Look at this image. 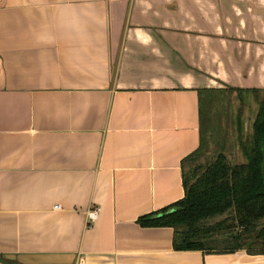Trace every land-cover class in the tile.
Here are the masks:
<instances>
[{
	"label": "crops",
	"instance_id": "0c3cea01",
	"mask_svg": "<svg viewBox=\"0 0 264 264\" xmlns=\"http://www.w3.org/2000/svg\"><path fill=\"white\" fill-rule=\"evenodd\" d=\"M237 88H264V0H0V264H264L139 222Z\"/></svg>",
	"mask_w": 264,
	"mask_h": 264
},
{
	"label": "trees",
	"instance_id": "16d2710c",
	"mask_svg": "<svg viewBox=\"0 0 264 264\" xmlns=\"http://www.w3.org/2000/svg\"><path fill=\"white\" fill-rule=\"evenodd\" d=\"M239 146L243 158L233 160L225 151L203 156L201 146L183 160L185 195L171 204L139 217L146 226H172L175 249L204 252L264 253V88H237ZM257 104L252 130L243 132L249 99ZM224 91L207 92V102L223 101ZM188 161L191 167L186 170Z\"/></svg>",
	"mask_w": 264,
	"mask_h": 264
},
{
	"label": "rangeland",
	"instance_id": "374dc122",
	"mask_svg": "<svg viewBox=\"0 0 264 264\" xmlns=\"http://www.w3.org/2000/svg\"><path fill=\"white\" fill-rule=\"evenodd\" d=\"M237 91L228 90L221 101L209 103L206 101L203 108V156L201 158L216 155L219 151H225L231 159L243 158L239 146L238 113L240 99ZM243 115V132L246 135L252 130V122L256 115L257 104L252 98L249 99ZM191 167L186 161L185 168Z\"/></svg>",
	"mask_w": 264,
	"mask_h": 264
},
{
	"label": "built area",
	"instance_id": "2783aa9c",
	"mask_svg": "<svg viewBox=\"0 0 264 264\" xmlns=\"http://www.w3.org/2000/svg\"><path fill=\"white\" fill-rule=\"evenodd\" d=\"M99 213H100V207L99 206H94L93 208L87 210L88 221L90 223L94 222L98 218Z\"/></svg>",
	"mask_w": 264,
	"mask_h": 264
}]
</instances>
